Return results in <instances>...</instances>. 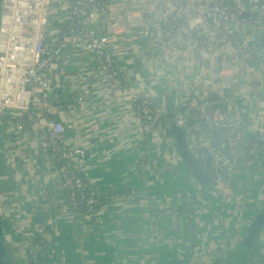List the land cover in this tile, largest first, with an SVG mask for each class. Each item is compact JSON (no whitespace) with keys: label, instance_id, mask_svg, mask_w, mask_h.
<instances>
[{"label":"crops","instance_id":"crops-1","mask_svg":"<svg viewBox=\"0 0 264 264\" xmlns=\"http://www.w3.org/2000/svg\"><path fill=\"white\" fill-rule=\"evenodd\" d=\"M139 15L124 20L116 32L100 28L113 36L116 65L130 72L127 92L91 94L81 115L69 100L94 82V64L73 56L64 70L55 66L65 103L60 118L71 143L88 154L78 171L99 195L95 216L84 215L79 222L66 217L52 188L57 171L28 137L18 135L12 160L0 161V215L6 244L17 257L14 226L28 232L30 222L40 218L49 234L43 241L44 264H213L240 240L239 209L246 207L253 221L263 210L258 197L264 179L249 173L227 195L214 185L203 187L182 172L185 166L169 143L144 122L140 96L163 106L170 124L187 112V94L203 92V71L199 59L162 46L151 14L142 20ZM229 60L235 62V56ZM259 61L242 65L240 74L225 73L230 91L224 96L238 114L264 115V59ZM48 187L56 207L43 214L34 205L43 203L40 191ZM188 207L193 214L183 216L182 208Z\"/></svg>","mask_w":264,"mask_h":264},{"label":"built area","instance_id":"built-area-1","mask_svg":"<svg viewBox=\"0 0 264 264\" xmlns=\"http://www.w3.org/2000/svg\"><path fill=\"white\" fill-rule=\"evenodd\" d=\"M137 14H141L139 20L152 15L164 38L162 46L168 51L189 53L201 62L203 92L187 94V112L171 123L184 130L190 153L203 165L217 192L230 193L247 170L256 169L252 172L255 179H264V165L259 161L264 157V115L238 114L224 96L230 91L226 72L240 74L242 65H259L264 59V0H2L0 126L15 136L12 143L6 132H0V138L4 137L0 161L12 160L18 135L32 140L57 171L52 188L68 219H78L81 206L87 217L95 216L99 195L78 171L88 154L71 143L60 118L65 103L55 66L64 70L73 56L88 58L94 64V82L69 100L81 115L86 113L91 94L127 92L130 72L116 65L113 36L100 28L105 25L108 31L116 32L124 20L133 21ZM230 56H235V62ZM149 99H139L144 122L163 143H169L170 151L181 161L166 134L171 123L164 107ZM0 169L4 170L1 163ZM40 193L43 203L34 209L46 214L56 206L49 187ZM259 196V202L264 203V189ZM239 210L241 230L250 228L252 214L246 207ZM14 228L17 252L23 261L44 264V244L35 242L49 236L44 222L32 220L28 232L21 226ZM260 240L264 244V234Z\"/></svg>","mask_w":264,"mask_h":264},{"label":"water","instance_id":"water-1","mask_svg":"<svg viewBox=\"0 0 264 264\" xmlns=\"http://www.w3.org/2000/svg\"><path fill=\"white\" fill-rule=\"evenodd\" d=\"M2 0H0V15ZM169 134L175 144V148L186 166L191 177L199 184L206 185L210 182V176L203 165L192 155L188 149V143L184 130L177 128L174 123L169 126ZM264 185V180L260 182ZM3 220L0 215V264H19L15 257L7 252L3 232ZM264 229V208L256 216L250 228L242 230L240 240L232 247L231 252L219 257L213 264H264V255L257 252L255 246L260 244L258 236Z\"/></svg>","mask_w":264,"mask_h":264},{"label":"trees","instance_id":"trees-1","mask_svg":"<svg viewBox=\"0 0 264 264\" xmlns=\"http://www.w3.org/2000/svg\"><path fill=\"white\" fill-rule=\"evenodd\" d=\"M262 46H263L262 48H264V40L262 41ZM166 134H167L168 136H170V134H169V130H166ZM259 161H262V163H263V165H264V157H262L261 159H259ZM254 170H256V169L247 170V171H245V173H248V174H249V173H252ZM236 172H237V171H236ZM237 173H238V172H237ZM240 174H241V172L238 173V175H240ZM206 185H208V186H209V185H214V182H213V180H212L211 177H210V182H209V184H206ZM206 185H203V187H206ZM193 211H194L193 208L188 207V208H182V210H181L180 213H182L183 216H184V215L191 216V215L193 214ZM84 215H86V210H85V208H84L83 206H81V207H80V214H79V216H78V221H80V219L83 218L82 216H84ZM5 231H7V228H6V226L4 225V226H3V232H4V234H5ZM263 234H264V229H263V231L261 232L260 236H258V238L261 239ZM4 240H5V235H4ZM35 242H37V243H39V244H43V240H42L41 238L36 239ZM5 245H6V248H7V252H8V254H10L12 257H15L16 260L19 262V264H27L26 262L23 261V259H22L21 257H17V254H16L15 252L11 251V250L8 248V245L6 244V242H5ZM255 248H256V250H257L258 253L264 255V244H263L262 242H261L260 244H257V245L255 246ZM35 264H38V262L35 263Z\"/></svg>","mask_w":264,"mask_h":264},{"label":"rangeland","instance_id":"rangeland-1","mask_svg":"<svg viewBox=\"0 0 264 264\" xmlns=\"http://www.w3.org/2000/svg\"><path fill=\"white\" fill-rule=\"evenodd\" d=\"M5 123H7V122H5ZM2 131L7 133V135L9 136L8 139L10 140V142H12V140H13V136H15V135H13L12 132H11L7 127H5V126H3V127L0 126V132H2ZM2 138H4V137H2ZM2 138H0V145H1V146H2V143H3ZM12 143H13V142H12ZM2 147H3V146H2ZM3 154H4V150H1V151H0V156H3ZM167 154H169V153H167ZM184 166H185V165H184ZM184 168H185V169H182V172H185V173H186V171H188V170H187L186 166H185ZM185 170H186V171H185ZM1 171H3V170L0 169V172H1ZM75 221H76V222H79L78 219H75ZM252 221H253V220H252ZM252 223H253V222H252ZM252 223H251V225H252ZM5 242H7V239H5ZM28 247H30V245H29Z\"/></svg>","mask_w":264,"mask_h":264}]
</instances>
